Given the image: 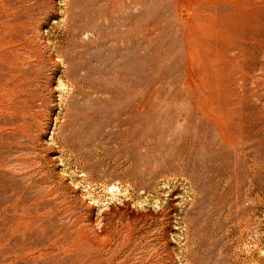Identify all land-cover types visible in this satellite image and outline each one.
Listing matches in <instances>:
<instances>
[{
    "label": "rangeland",
    "instance_id": "obj_1",
    "mask_svg": "<svg viewBox=\"0 0 264 264\" xmlns=\"http://www.w3.org/2000/svg\"><path fill=\"white\" fill-rule=\"evenodd\" d=\"M109 263L264 264V0H0V264Z\"/></svg>",
    "mask_w": 264,
    "mask_h": 264
},
{
    "label": "bare ground",
    "instance_id": "obj_2",
    "mask_svg": "<svg viewBox=\"0 0 264 264\" xmlns=\"http://www.w3.org/2000/svg\"><path fill=\"white\" fill-rule=\"evenodd\" d=\"M5 27H6V26H5ZM1 28H2V27H1ZM195 51H196V50H195ZM197 52H198V51H197ZM203 75H204V74H203ZM227 94H228V93H227ZM106 236H107V235H106ZM109 241H110V240H109ZM108 249H109V248H108ZM112 250H113V249H112ZM117 250H118V249H117ZM109 251H111V250H109ZM111 252H112V251H111ZM113 253H114V252H113ZM109 254H110V253H109ZM111 256H112V255H111ZM109 257H110V256H109ZM111 258H112V257H111ZM107 259H109V258L106 257V260H107ZM112 261H113V260H112ZM112 261H111V262H112ZM109 262H110V260H109ZM109 264H110V263H109Z\"/></svg>",
    "mask_w": 264,
    "mask_h": 264
}]
</instances>
